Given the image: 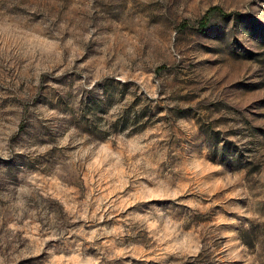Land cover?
Masks as SVG:
<instances>
[{
    "label": "rangeland",
    "instance_id": "374dc122",
    "mask_svg": "<svg viewBox=\"0 0 264 264\" xmlns=\"http://www.w3.org/2000/svg\"><path fill=\"white\" fill-rule=\"evenodd\" d=\"M0 264H264V0H0Z\"/></svg>",
    "mask_w": 264,
    "mask_h": 264
},
{
    "label": "trees",
    "instance_id": "16d2710c",
    "mask_svg": "<svg viewBox=\"0 0 264 264\" xmlns=\"http://www.w3.org/2000/svg\"><path fill=\"white\" fill-rule=\"evenodd\" d=\"M217 12L220 13V14H222V11H221L220 8H218V7L210 8L207 11V13L204 15V17L200 20V23H199L200 28L205 29L209 25L210 20H211V17L214 14H216Z\"/></svg>",
    "mask_w": 264,
    "mask_h": 264
}]
</instances>
